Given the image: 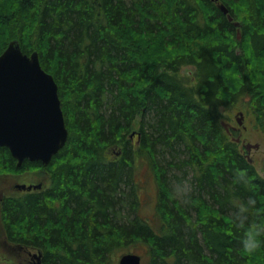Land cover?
Returning a JSON list of instances; mask_svg holds the SVG:
<instances>
[{
    "label": "trees",
    "instance_id": "1",
    "mask_svg": "<svg viewBox=\"0 0 264 264\" xmlns=\"http://www.w3.org/2000/svg\"><path fill=\"white\" fill-rule=\"evenodd\" d=\"M219 1L0 0V54L14 39L39 52L69 129L48 165L19 167L0 146V171L51 172L50 185L1 198L11 244L39 249L42 264H113L138 244L143 264H264V243L243 244L253 230L264 241V176L220 112L250 96L264 133V0H221L232 21ZM144 155L154 219L139 213Z\"/></svg>",
    "mask_w": 264,
    "mask_h": 264
},
{
    "label": "water",
    "instance_id": "2",
    "mask_svg": "<svg viewBox=\"0 0 264 264\" xmlns=\"http://www.w3.org/2000/svg\"><path fill=\"white\" fill-rule=\"evenodd\" d=\"M219 6L223 12H229L223 2ZM229 18L234 19L231 14ZM235 23L239 25L238 21ZM224 124L228 129V124ZM67 138L68 129L53 74L42 68L37 51L29 55L18 40H12L0 54V146L9 148L19 167L26 159L48 164ZM254 146L258 148L259 144ZM15 187L32 190L41 188L42 183H17ZM35 256L37 263L42 264L41 255ZM119 264H142V258L137 253H125Z\"/></svg>",
    "mask_w": 264,
    "mask_h": 264
},
{
    "label": "rangeland",
    "instance_id": "3",
    "mask_svg": "<svg viewBox=\"0 0 264 264\" xmlns=\"http://www.w3.org/2000/svg\"><path fill=\"white\" fill-rule=\"evenodd\" d=\"M221 1V0H220ZM219 1V2H220ZM234 20V19H233ZM239 22V21H238ZM239 26V25H238ZM237 37L242 38V29L237 27ZM182 76L189 79V81L194 84L196 81L195 67L192 65L184 66L180 72ZM250 96L245 97V102L238 104L233 110L220 108L222 114V120L230 123L234 128H238L236 131L230 133L231 140H235L239 144V149L245 153V155H250V160L254 163L258 172L264 176V133L259 127V124L255 121V114L249 108ZM242 113V114H241ZM240 119L242 123H239ZM139 131V124L135 125L133 138L137 141L135 135ZM241 137V138H240ZM238 138L240 140L238 141ZM259 144L260 146L252 148L249 152L245 147L244 143ZM257 142V143H256ZM122 148V147H121ZM114 155V154H113ZM149 162L146 155L141 156L137 160L136 164V178L139 183V195H140V215L147 217L149 219H154L158 215L157 204H158V194L156 190L158 189L157 180L155 175L149 168ZM152 168V167H151ZM50 169H45L42 167H31L28 166L23 171H0V200L5 195H18L22 191L18 190L15 185L17 183L34 184L43 182V186L46 187L51 183ZM188 182V181H187ZM36 183V184H37ZM157 222V220H156ZM157 223H160L158 221ZM2 218L0 215V254L3 257L8 258L10 261L20 262L26 264L33 253H41L38 249H31L27 252L22 250L16 245L11 244L5 235V230L2 227ZM131 251L144 253L145 247L142 244H138L136 247L131 248ZM113 264H119L121 255H114Z\"/></svg>",
    "mask_w": 264,
    "mask_h": 264
},
{
    "label": "bare ground",
    "instance_id": "4",
    "mask_svg": "<svg viewBox=\"0 0 264 264\" xmlns=\"http://www.w3.org/2000/svg\"><path fill=\"white\" fill-rule=\"evenodd\" d=\"M218 1V0H217ZM222 2L220 1L219 2V5L221 4ZM218 5V4H217ZM218 5V6H219ZM220 7V6H219ZM223 11V10H222ZM225 13V12H224ZM225 14H227V16H228V18H229V14H231L230 13V11L228 12V13H225ZM229 20H230V18H229ZM232 21V20H231ZM14 40H17V39H14ZM19 41V40H18ZM20 43V42H19ZM21 45V44H20ZM37 51V50H36ZM34 52V51H33ZM32 52V53H33ZM38 52V51H37ZM26 53V52H25ZM39 53V52H38ZM27 54H29V53H27ZM30 55V54H29ZM41 66H42V64H41ZM42 68L43 69H45L43 66H42ZM46 70V69H45ZM47 71V70H46ZM48 72V71H47ZM50 73V72H49ZM183 75V74H182ZM58 91H59V88H58ZM61 106H62V101H61ZM63 109V108H62ZM223 123V125H224V127L226 128V126H225V124L224 123H226V124H228V129L226 128V130L228 131V132H231L232 130H231V125H230V123H228V122H225V121H223L222 122ZM233 127V126H232ZM67 129H68V127H67ZM134 134V133H133ZM133 134H132V136H133ZM68 137H69V129H68ZM241 138V137H240ZM240 138H239V140H240ZM238 140V141H239ZM67 141H68V138H67V140H66V143H67ZM66 143L59 149V151L66 145ZM257 143V142H256ZM255 144H252V143H250V142H246V143H244V147L250 152L251 150H252V148H256L255 146H254ZM260 146V145H259ZM257 149V148H256ZM58 151V152H59ZM250 155H247V157H249ZM53 158V157H52ZM52 160V159H51ZM51 162V161H50ZM49 162V163H50ZM48 163V164H49ZM45 164V163H44ZM48 164H45V165H48ZM37 183V182H36ZM36 183H34V184H36ZM40 183H42V182H40ZM38 184V183H37ZM30 185V184H29ZM127 253H129V252H127ZM133 253H136V252H133ZM36 254H38V253H33L32 255H31V257H32V260H33V263L34 264H38L37 262H38V260H37V258H36ZM125 254V253H124ZM138 254V253H137ZM39 255H41V261H42V253H39ZM123 255V254H122ZM121 255V256H122ZM140 255V254H139ZM141 256V255H140ZM141 258H142V256H141ZM120 262V261H119ZM32 263V264H33ZM143 264V263H142Z\"/></svg>",
    "mask_w": 264,
    "mask_h": 264
},
{
    "label": "clouds",
    "instance_id": "5",
    "mask_svg": "<svg viewBox=\"0 0 264 264\" xmlns=\"http://www.w3.org/2000/svg\"><path fill=\"white\" fill-rule=\"evenodd\" d=\"M259 235L260 232L257 230H253L247 233L243 241L245 250H247L248 252H252L255 249L259 248L262 243H264V241L259 238Z\"/></svg>",
    "mask_w": 264,
    "mask_h": 264
},
{
    "label": "flooded vegetation",
    "instance_id": "6",
    "mask_svg": "<svg viewBox=\"0 0 264 264\" xmlns=\"http://www.w3.org/2000/svg\"><path fill=\"white\" fill-rule=\"evenodd\" d=\"M237 129H238V128H234V127L231 126V130H232V131H236ZM232 131H231V133H232ZM135 136H137V134H136Z\"/></svg>",
    "mask_w": 264,
    "mask_h": 264
}]
</instances>
